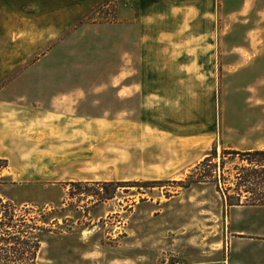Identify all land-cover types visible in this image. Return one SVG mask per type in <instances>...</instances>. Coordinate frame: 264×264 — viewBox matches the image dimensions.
<instances>
[{
	"label": "rangeland",
	"instance_id": "rangeland-1",
	"mask_svg": "<svg viewBox=\"0 0 264 264\" xmlns=\"http://www.w3.org/2000/svg\"><path fill=\"white\" fill-rule=\"evenodd\" d=\"M118 2L103 0L61 37L87 21L125 18L118 9L128 3L134 49L157 60H127L112 82L124 86L119 99L107 86L121 60H0V210L6 203L47 228L38 264H264V207H227L214 181H193L213 147L217 163L224 150L264 148V0ZM195 4L204 16L185 14ZM190 24L196 32L178 30ZM54 96L80 109L44 120L100 122L86 125L79 159L63 161L51 153L57 145L39 157L46 146L28 137L35 116L22 119L25 110ZM14 109L19 118L7 122ZM224 159L231 178L239 157ZM103 182L113 196L101 201Z\"/></svg>",
	"mask_w": 264,
	"mask_h": 264
},
{
	"label": "crops",
	"instance_id": "crops-1",
	"mask_svg": "<svg viewBox=\"0 0 264 264\" xmlns=\"http://www.w3.org/2000/svg\"><path fill=\"white\" fill-rule=\"evenodd\" d=\"M115 1L118 2V0H109V3ZM193 1L197 3L198 0ZM100 2L103 0H0V60H93L95 55L100 56L101 60H121L119 71L110 76L107 86L115 92L114 98L119 99V93L124 86H115L112 82H117L121 78L127 68V60H157L156 58L150 59L149 53L143 52V49H134L132 36L134 25L127 14L130 11L128 10L130 9L128 3H122L123 5L119 6L118 9L120 16L126 14L125 18L118 17L111 23L87 21L75 29H71L65 37H61V34L69 30L77 20L83 18ZM139 2L141 5H143L142 3L145 4V0H139ZM189 9L186 10L185 14L193 17L198 15L199 9H197L196 4L195 7L191 6ZM205 14L199 13L202 16ZM190 22L192 23V20ZM183 29L196 32L197 26L190 24L178 27L179 31ZM76 35L77 40L74 39ZM144 53L147 54L145 58ZM71 56L75 57L71 59ZM160 79L162 78H158L156 82H160ZM152 80L155 81L154 78ZM139 87H141L142 92H145V86L141 84ZM160 90L163 89H158L159 96L161 95L159 94ZM56 97H52L51 103L44 104L41 108L33 107L32 110H25L26 116L22 119L27 118V113L35 116L33 119L35 122L33 124L34 131L30 132L31 134L28 133V137L40 139L38 145L46 146L43 149H36L39 157L46 156L45 151L48 146L57 145V148H51L52 154L61 153L63 161H69L71 158L79 159L84 153V149L76 147V145L80 146L86 142V125L99 127L100 122L98 120L86 122L80 117L77 120L61 121L58 124L48 119L44 120L46 115L41 114H70L80 109L78 104L76 108L70 106L67 100L55 104ZM16 109L9 110V116L5 118L7 122L13 120L14 123L13 114L19 118V111ZM149 110L150 104L147 106L143 104L141 107L142 112ZM115 111L118 112L115 107L109 109V112ZM37 114H39L38 117ZM71 123L72 125H70ZM25 125L29 128L31 124ZM60 129L61 131H59ZM5 130L12 133L8 127ZM58 149H62V151L60 152ZM203 157L204 155L199 160ZM84 173L82 176H78L80 180L90 181L93 180L92 177L97 175L96 172ZM49 174L57 175L58 173L49 170Z\"/></svg>",
	"mask_w": 264,
	"mask_h": 264
},
{
	"label": "trees",
	"instance_id": "trees-1",
	"mask_svg": "<svg viewBox=\"0 0 264 264\" xmlns=\"http://www.w3.org/2000/svg\"><path fill=\"white\" fill-rule=\"evenodd\" d=\"M238 155L239 164H235L233 176L223 175L225 159L227 155ZM216 157V149L212 148L194 168L196 179L194 182L210 179L215 182L219 191L223 193L225 205L231 206H260L264 207V148H252L245 151L224 150L220 162H213ZM7 166V160L0 158V168ZM220 171V173H218ZM193 175V174H191ZM76 182H72L74 184ZM104 192H97L98 199L104 201L111 198L105 187ZM125 182H116L123 185ZM1 203V202H0ZM8 204H2L0 210V264H38L36 254L41 245L40 232L46 231L44 225L29 226L15 214L14 208ZM46 221H43L45 224ZM32 229H37L34 232Z\"/></svg>",
	"mask_w": 264,
	"mask_h": 264
}]
</instances>
